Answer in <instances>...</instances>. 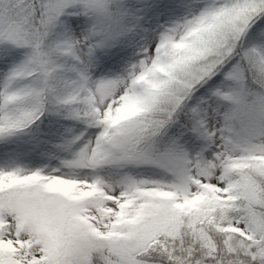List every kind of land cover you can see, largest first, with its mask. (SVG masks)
<instances>
[{"label": "snow or ice", "instance_id": "6c2138e0", "mask_svg": "<svg viewBox=\"0 0 264 264\" xmlns=\"http://www.w3.org/2000/svg\"><path fill=\"white\" fill-rule=\"evenodd\" d=\"M0 264H264V0H0Z\"/></svg>", "mask_w": 264, "mask_h": 264}]
</instances>
